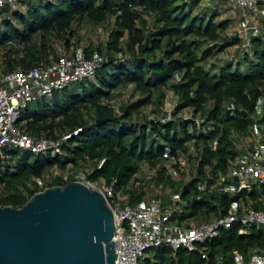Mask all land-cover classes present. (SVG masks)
I'll return each mask as SVG.
<instances>
[{
  "label": "trees",
  "instance_id": "trees-1",
  "mask_svg": "<svg viewBox=\"0 0 264 264\" xmlns=\"http://www.w3.org/2000/svg\"><path fill=\"white\" fill-rule=\"evenodd\" d=\"M26 1L24 13L13 10L15 6L0 8V75L49 64L62 54L75 58L78 49L85 58L96 50L103 61L91 78L19 109L15 124L34 138L57 141L60 151L1 147L0 205L22 206L46 187L73 181L71 174L62 177L70 166L87 180L111 184L125 203L137 206L145 196L141 182L146 179L140 175L147 165L156 184L174 189L177 199L160 198L163 207L174 206L172 222L225 216L234 205L240 212V201L264 210V182L250 191L226 190L233 184L227 177L229 168L244 149L242 139L264 121L263 116L254 119L264 99V16L260 33L241 45L242 38L225 34L229 20H218L216 11L193 13L203 0L18 2ZM258 4L264 5V0ZM84 24L99 31L105 28V40L73 45ZM58 43L64 53H58ZM231 47H236L235 59L209 60ZM129 86V99L116 109L113 99ZM166 91L176 102L173 119L161 121ZM150 106L159 116L142 115ZM180 156L188 166L194 164L184 183L172 180L163 164L173 159L179 171ZM53 166L58 173L51 171ZM43 180L46 185L40 183ZM242 227L234 221L202 243L208 260L197 251L163 244L148 249L138 264H216L218 258L232 264L234 250L247 258L253 248L264 246V226L247 225V232L239 233Z\"/></svg>",
  "mask_w": 264,
  "mask_h": 264
},
{
  "label": "built area",
  "instance_id": "built-area-1",
  "mask_svg": "<svg viewBox=\"0 0 264 264\" xmlns=\"http://www.w3.org/2000/svg\"><path fill=\"white\" fill-rule=\"evenodd\" d=\"M19 0H0V8L15 6ZM240 12L242 19V41L248 45L250 35L259 34L261 26L259 0H223ZM103 61V55L93 51L90 58L68 57L64 54L49 64L36 65L27 70L13 71L0 75V148L5 145L20 147L33 153L50 149L59 152V143L46 137L34 138L15 124L18 111L27 103L41 96H50L68 84L91 78L95 69ZM187 118V116H186ZM173 119L170 110H164L161 121ZM76 132V131H75ZM74 132V133H75ZM67 136H63L66 138ZM74 180L101 191L107 198L114 214L115 253L114 264H138L145 252L153 247L168 245L173 250L184 247L197 251L208 260L206 246L201 245L215 237L221 227L230 228L234 221L243 224L239 233L247 232L245 226H264V210L252 206H242L238 212L233 209L225 216L215 217L199 225H183L170 221L174 206L163 207L159 197H152L146 206H131L124 202V195L111 184H96L87 180L82 172L73 175ZM227 177L233 184L226 187L230 193L250 191L264 182V138L254 140L241 150L231 164ZM234 178L237 181H234ZM223 180V178H221ZM216 264L223 263L221 258ZM232 264H264V246L253 248L246 258L241 252H232Z\"/></svg>",
  "mask_w": 264,
  "mask_h": 264
},
{
  "label": "water",
  "instance_id": "water-1",
  "mask_svg": "<svg viewBox=\"0 0 264 264\" xmlns=\"http://www.w3.org/2000/svg\"><path fill=\"white\" fill-rule=\"evenodd\" d=\"M114 231L101 191L77 180L46 187L0 205V264H114Z\"/></svg>",
  "mask_w": 264,
  "mask_h": 264
},
{
  "label": "rangeland",
  "instance_id": "rangeland-1",
  "mask_svg": "<svg viewBox=\"0 0 264 264\" xmlns=\"http://www.w3.org/2000/svg\"><path fill=\"white\" fill-rule=\"evenodd\" d=\"M13 10H18L22 13H24L27 9V1L24 3L18 2L15 7L12 8ZM208 12V11H216L217 12V19L218 20H229V24L227 26V29L225 31V34H235L237 36H239L240 38H242L243 35V30H242V19H241V15L240 12L237 9L232 8L231 6H229V4L223 0H203L200 2L198 8H195L193 13H196L197 11H204ZM262 22V17L259 18L258 23L261 24ZM77 38H79V40H77ZM106 38V29L102 28L100 31L97 30L96 28H92L89 27L87 24H84L82 26H80L77 30V32L75 33V36L72 39V44L74 45L76 42H79V45L85 46L89 43H102ZM242 40V39H240ZM241 45H245V43L243 41H241L240 43ZM8 45H11L10 43ZM244 47V46H243ZM236 47H234V49L231 48V50H235ZM56 49L58 51V53H64V50L61 46V43L56 44ZM2 59V58H0ZM232 59H235V57L233 56ZM221 60H223V58H221ZM2 63L0 64V70L2 67ZM1 73V72H0ZM131 93V89H124L122 91H120V93L118 94V96H116V98L113 99V104L115 106L116 109L119 108V106L125 102L126 100L129 99V97H127L128 94ZM173 97L174 94H172L170 91H166V96L164 98L163 101V105H162V111L164 110H170L173 107ZM147 114L150 118L153 116H159V113L156 111H153V107H147L145 109V111L142 113V115ZM186 116H190L189 112L185 113ZM263 116L264 118V99H260L259 101V112L254 114V119L257 120L259 118H261ZM256 129L253 131V135H251L250 137L244 138L242 139V143L240 145L241 147H248L250 146V144L255 140H263L264 138V121L256 123L255 125ZM180 169L179 171L176 170L173 167V163L174 160L171 159L169 161L164 162V166H166L167 172L170 174L171 179L172 180H176V181H180V183H184L189 177L192 176V173L194 171V164L188 166L187 163L185 162L184 157L180 156ZM51 171L53 173H58L59 169H57L55 166H53L51 168ZM74 171L73 173H70ZM79 173L78 171H75L74 169H70V166H68L65 171L62 173V177L68 178L71 174L75 175ZM153 169L149 168L147 165H144L143 167V171L141 173L140 176L143 177V179H146L143 183V189L145 191V196L143 198V202L147 204L148 200L152 197H159L162 199V201H164V199H169L170 197L173 199H177V196L174 194V189L167 185V184H156L153 179L151 178V176H153ZM48 177H45V179H47ZM74 179V177H73ZM47 180H43L40 183H42L43 185H46ZM101 181H98L96 184H101ZM3 189L0 186V192H2ZM260 199L261 202L264 203V194L260 195ZM241 202V201H240ZM239 202V206H248L243 204L242 202ZM213 217L212 215L210 216V218ZM208 219V218H207ZM152 251L147 252L146 255L151 256ZM171 255L174 254V251L172 253H170Z\"/></svg>",
  "mask_w": 264,
  "mask_h": 264
},
{
  "label": "crops",
  "instance_id": "crops-1",
  "mask_svg": "<svg viewBox=\"0 0 264 264\" xmlns=\"http://www.w3.org/2000/svg\"><path fill=\"white\" fill-rule=\"evenodd\" d=\"M262 16H264V5H261L260 6V17H262ZM232 49H234V47H231ZM231 48H228V49H226V50H224V51H222L221 53H218L216 56H214L213 58H210L209 60L210 61H213V60H215V59H220L221 60V58H223V59H228V58H231V57H233V50H231ZM78 56H82V54L81 53H79V49L77 50V54H76V57H78ZM131 89V87L129 86V87H127V88H123L122 90H124V89ZM122 90H120V91H122ZM120 91L116 94V96H118V94L120 93ZM116 96H115V98H116ZM130 95L128 94L127 95V97H129ZM130 98H132V97H130ZM175 102H176V97L174 96L173 97V104H175ZM145 109L146 108H144V111H145ZM245 148V147H244ZM241 152V151H240ZM190 178V177H189ZM140 205V204H139ZM141 205H143V207L144 206H146V204L145 203H142ZM208 218V219H207ZM212 218H214V217H211L210 218V216H203L202 218H191L190 220H188V221H184V222H182L181 224H183V225H199V224H201V223H203V222H206V221H208V220H210V219H212Z\"/></svg>",
  "mask_w": 264,
  "mask_h": 264
}]
</instances>
